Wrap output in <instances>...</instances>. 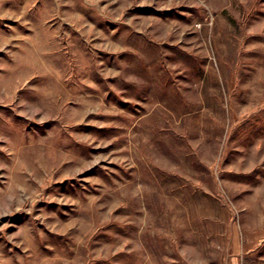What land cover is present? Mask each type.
<instances>
[{"label": "rangeland", "instance_id": "obj_1", "mask_svg": "<svg viewBox=\"0 0 264 264\" xmlns=\"http://www.w3.org/2000/svg\"><path fill=\"white\" fill-rule=\"evenodd\" d=\"M0 264H264V0H0Z\"/></svg>", "mask_w": 264, "mask_h": 264}]
</instances>
